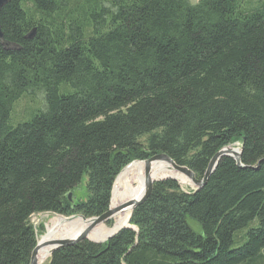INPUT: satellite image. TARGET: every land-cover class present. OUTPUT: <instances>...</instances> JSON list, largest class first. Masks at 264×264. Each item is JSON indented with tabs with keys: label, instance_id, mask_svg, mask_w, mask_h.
<instances>
[{
	"label": "trees",
	"instance_id": "trees-1",
	"mask_svg": "<svg viewBox=\"0 0 264 264\" xmlns=\"http://www.w3.org/2000/svg\"><path fill=\"white\" fill-rule=\"evenodd\" d=\"M242 4L2 6L1 31L18 48L0 44V264L29 263L33 214L107 211L113 182L130 162L164 153L200 179L216 152L235 142L243 167L223 156L197 190L155 181L129 217L134 229L60 248L44 264H264V0ZM27 91L41 92L43 107L12 125L14 104ZM84 176L85 196L77 199ZM144 187L131 185L130 199ZM255 220L235 247V233ZM64 229L51 225L52 237Z\"/></svg>",
	"mask_w": 264,
	"mask_h": 264
},
{
	"label": "water",
	"instance_id": "water-1",
	"mask_svg": "<svg viewBox=\"0 0 264 264\" xmlns=\"http://www.w3.org/2000/svg\"><path fill=\"white\" fill-rule=\"evenodd\" d=\"M7 1L8 0H0V10H1L2 6ZM33 31H34V29L32 30V33L29 34L28 37H31L32 36ZM0 44L4 47V49H15V48H18V46L15 43L9 42V41H7L4 38L3 33L1 31V28H0ZM238 143L239 142H235V143H232L230 145H226V146L220 148L216 152V154L210 159V161L208 163V166H207V168H206V170H205L202 178H200V179H197L195 177V174L188 167H186L184 165H178V164H176L169 156H167L164 153H158V154H155V155H153V156H151L149 158L143 159V160H134V161L130 162L129 164H127L125 167H123L121 169V171L118 173V175L127 166H129L130 164H132L134 162H143L144 163L145 176H146V183H145V187L142 190V194L139 197H136V198H133V199L132 198L131 199H128L125 202L121 203L117 208L112 209L111 206H110V204H111V199H112L114 184H115L116 179L118 177V175H117L116 178H115V180H114V182H113V186H112V190H111L110 204H109V207H108L107 211H105L103 214H101L99 216L91 217V218H85L82 215H71V216H69V217L80 216L83 220L91 222V225L88 226L86 229H84L81 234H79V235H77L75 237L74 236H70V237L57 238V239H46V240H43V241L42 240L39 241V239H37L36 245H35V247L32 250V253H31V256H30V260H29V263L28 264H37V262H38V259H37L38 258V256H37L38 255V251L41 248H43V247L44 248H47L48 247V249L50 251V256H51V254L54 251H56V250H58L60 248L67 247V246H71V245H73V244H75V243H77V242H79L81 240H84V239L90 240L87 237V234L90 231V229L93 226H95L96 224H99L101 222H106V221L110 220L112 218V216L117 211H120V210H122L124 208L129 207V208H131V214H132L133 209L137 205H139L148 196V194H149V192H150V190L152 188V184L155 181L165 180V179H173V180L178 181L174 177H165L163 179H157V180H151V181L147 180V177L149 176L150 171H151V165L155 161L162 160V161L168 162L170 164L171 168L174 171L179 172L181 174H184L189 179L190 185H192V186L195 187L193 190H197V189H199V188H201L202 186L205 185V183L207 182L210 174L216 168V165H217V163H218V161H219V159L221 157H223V156H230V157H232L236 161V164L238 166L243 167V165L241 164L242 144L239 143V145H238ZM68 198L69 199L71 198V193H68ZM69 217H67V218H69ZM129 220H130V218H129ZM123 228L134 229V226L129 223L127 226H125ZM117 232H115L114 234H112L109 237H107L104 241H106V240L110 239L111 237H113ZM42 236H40V237H42ZM90 241H92L94 243H102V242H97V241H93V240H90Z\"/></svg>",
	"mask_w": 264,
	"mask_h": 264
},
{
	"label": "bare ground",
	"instance_id": "bare-ground-1",
	"mask_svg": "<svg viewBox=\"0 0 264 264\" xmlns=\"http://www.w3.org/2000/svg\"><path fill=\"white\" fill-rule=\"evenodd\" d=\"M166 161L158 160L155 161L151 165V171L149 176L147 177V180H157V179H163L165 177H174L176 178L180 183H189V179L184 175L176 171H172L173 169L171 168L170 164L169 166H164L163 169H158L156 168L157 165L162 164ZM168 163V162H167ZM172 169V170H170ZM130 175L127 179L126 176ZM140 181H145L146 183V176H145V171H144V164L141 163H132L129 166H127L117 177L116 182L114 184V189H113V194H112V202H111V208L115 209L119 206L117 202L120 204L125 202L126 200L130 199L128 195V188L136 184ZM122 190V192H121ZM123 194V195H122ZM124 196V197H123ZM115 200V201H114ZM117 201V202H116ZM131 215V208L127 207L123 209V213L121 214V211H117L113 215V223L110 226H104L101 224H96L92 228L95 230H98L100 232L96 231H90L88 232L89 234L95 235V236H101L100 239H93L89 238L90 240L97 241V242H104V240L109 237L110 235L114 234L121 228L127 226L129 224V217ZM54 219L53 220H48V226H47V231L46 233L41 237V240H46V239H57V238H65V237H70L72 235H79L81 234L88 226L91 225V222L83 220L80 216H77L80 218L81 223L77 227L70 228L63 220L69 219L65 218L62 215L55 214L53 215ZM75 217V216H74ZM51 225H58L61 227H64L66 229L64 230H59L55 233V235L52 237L51 232H50V226ZM82 231V232H81ZM75 237V236H74ZM38 262L37 264H43L48 257L50 256V251L47 248H41L38 251Z\"/></svg>",
	"mask_w": 264,
	"mask_h": 264
},
{
	"label": "rangeland",
	"instance_id": "rangeland-1",
	"mask_svg": "<svg viewBox=\"0 0 264 264\" xmlns=\"http://www.w3.org/2000/svg\"><path fill=\"white\" fill-rule=\"evenodd\" d=\"M189 1H190L191 4H195V3H197L198 0H189ZM256 4H257V0H243L242 6L245 9H249V8L254 7ZM36 107H38V108H42L43 107V96H42V93L39 92V91H35L34 93H32L31 91L25 92L20 97V99H18L15 102V104H14V107H13V109L11 111L10 118H9L10 124L15 125L17 122L29 118L31 116V114L34 113ZM238 145H239V143H238ZM164 166L165 167L169 166V163L164 162L162 164L157 165L156 168L163 169ZM170 170H172V169H170ZM172 171H174V170H172ZM129 176L130 175L128 174L126 176V179ZM85 180H86V178L84 176L83 179H82V183L79 186V189L76 192H74V194H75L77 199L78 198H82L83 196H85ZM178 183L180 184V186L184 190H189V189L193 190L195 188L194 186H192L190 184H186L187 182L185 184L184 183H180V182H178ZM189 183H190V181H189ZM111 202H112V199H111ZM117 203L120 205L119 202H117ZM110 206H111V204H110ZM120 211H121V214H122L123 213V209L120 210ZM53 215H55V214L46 212V213L33 214L30 217V223L32 224L34 230L36 231L37 239H39V241L41 240L40 236L44 235L46 233V231H47L48 220H50V219L53 220L54 219ZM64 217L67 218L69 216H64ZM111 221H114V220L110 219V220L106 221V224L110 225ZM187 223H188L189 227L194 232L201 233V228H200V226L198 225V223L194 219L188 217L187 218ZM256 223H257V220L253 221V223H251L247 227H244L243 229H241L240 231L235 233V235H234V246L235 247L241 245L242 242L245 239V236H242V239L238 238L237 234L238 233H239V235H241L242 233L244 234L250 226H252L253 224H256ZM48 259L46 260V262L48 261Z\"/></svg>",
	"mask_w": 264,
	"mask_h": 264
}]
</instances>
